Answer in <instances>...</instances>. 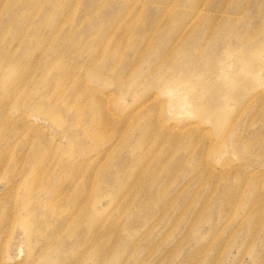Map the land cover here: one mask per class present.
Masks as SVG:
<instances>
[{
	"label": "rangeland",
	"instance_id": "1",
	"mask_svg": "<svg viewBox=\"0 0 264 264\" xmlns=\"http://www.w3.org/2000/svg\"><path fill=\"white\" fill-rule=\"evenodd\" d=\"M0 264H264V0H0Z\"/></svg>",
	"mask_w": 264,
	"mask_h": 264
},
{
	"label": "bare ground",
	"instance_id": "2",
	"mask_svg": "<svg viewBox=\"0 0 264 264\" xmlns=\"http://www.w3.org/2000/svg\"><path fill=\"white\" fill-rule=\"evenodd\" d=\"M36 175H37V173H35ZM33 178H35V179H33L32 181L34 182V181H36L38 184L40 183L41 184V182H40V178L38 177V178H36L34 175H33V173L32 174H30ZM73 179V178H72ZM71 179V180H72ZM70 180V179H69ZM31 181V180H30ZM70 184V183H69ZM68 185V184H67ZM44 187V186H43ZM66 187V186H65ZM65 190V189H64ZM64 192V191H63ZM61 194H63V193H61ZM58 201V200H57ZM48 202V201H47ZM48 204V203H47ZM49 205V204H48ZM52 207H53V205H51Z\"/></svg>",
	"mask_w": 264,
	"mask_h": 264
}]
</instances>
